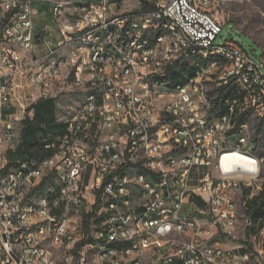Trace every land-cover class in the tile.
<instances>
[{
  "label": "built area",
  "instance_id": "1",
  "mask_svg": "<svg viewBox=\"0 0 264 264\" xmlns=\"http://www.w3.org/2000/svg\"><path fill=\"white\" fill-rule=\"evenodd\" d=\"M224 1L110 13L85 0L69 15L74 0H0L2 264H264V232L231 244L238 191H264L262 159L242 134L227 144L243 113L264 119V57L223 36L209 6ZM40 4L52 24L37 20ZM188 67L197 73L176 83ZM209 85L224 90L223 111L209 113ZM68 93L82 102L65 129L11 160L20 112ZM235 152L244 159L224 166Z\"/></svg>",
  "mask_w": 264,
  "mask_h": 264
},
{
  "label": "rangeland",
  "instance_id": "2",
  "mask_svg": "<svg viewBox=\"0 0 264 264\" xmlns=\"http://www.w3.org/2000/svg\"><path fill=\"white\" fill-rule=\"evenodd\" d=\"M157 3H166L169 0H154ZM137 0H116L115 4H122L124 7H136ZM134 5V6H133ZM211 12L224 24L223 36L229 38L239 39L245 46L251 47L255 50L257 55L264 57V0H225L220 6H209ZM49 10L47 6L39 5L37 10ZM202 65H206V61H200ZM198 69L185 68L183 71L178 72L173 79L176 83H181L184 76L195 75ZM220 90L212 85H209L208 98L210 101L209 113L213 114L218 110V107L213 103V99L217 98ZM47 107L56 106L58 108V119L62 126L54 129L53 122L46 121L41 123V130L38 134V142L43 146L42 140L54 139L66 127V121L73 117L77 108L82 102V96L75 94H64L57 99L51 98L42 101ZM45 114L49 113L44 110ZM23 120L29 116L28 109L25 112H20ZM22 129V122H21ZM61 129V130H60ZM237 134H242L247 138L246 149L250 150L255 156L262 159L261 177L264 181V119L257 117L254 113L249 112L247 117L242 123V126L236 131L235 135L227 138V144L235 146L237 143ZM52 136V137H51ZM19 149V148H18ZM243 149V148H242ZM18 150L10 152V159H23L20 157ZM207 171V168H194L192 171V184H196L200 176ZM91 168L87 169L84 173L83 182L87 183L90 178ZM249 191L242 188L238 191L237 201L239 205V229L237 230V239L232 244H241L244 242H251L254 236L261 239L262 232H264V220L261 218H253L252 226L247 225V221L251 219L259 207V201L264 197V191L256 197L253 201L249 197ZM198 206H202L200 198L194 199ZM246 202V205L244 204ZM263 218V217H262ZM262 220V221H261ZM0 264L1 261H0Z\"/></svg>",
  "mask_w": 264,
  "mask_h": 264
},
{
  "label": "trees",
  "instance_id": "3",
  "mask_svg": "<svg viewBox=\"0 0 264 264\" xmlns=\"http://www.w3.org/2000/svg\"><path fill=\"white\" fill-rule=\"evenodd\" d=\"M157 8V3L150 1V0H141V9L140 11L147 12V11H152ZM225 94L224 90H221L219 96L215 99H213V103L215 104L218 109H221L223 111V107L220 106V103L222 100L225 99ZM55 107H47L42 101L39 102L38 104L35 105L34 107V116L30 117L27 116L23 121H22V129H21V143L18 149L19 156L22 157L23 159L33 156L39 152H42L44 150V147L40 145L38 142V134L39 131L41 130V123H44L46 121L53 122L54 123V129H57L59 126H62L64 124H61L60 122L56 121L55 118ZM44 110H47L49 113L45 114ZM250 111H247L243 113L238 120V128L239 125L243 123L245 118L247 117V114ZM237 128V129H238ZM61 130V129H60ZM253 201L256 199L253 198ZM259 207L255 213L251 216V220L253 218L257 217L258 219L261 218L264 220V197L258 202ZM263 217V218H262ZM261 220V221H262ZM253 222V221H252ZM90 223V217L85 218V228L88 230Z\"/></svg>",
  "mask_w": 264,
  "mask_h": 264
},
{
  "label": "crops",
  "instance_id": "4",
  "mask_svg": "<svg viewBox=\"0 0 264 264\" xmlns=\"http://www.w3.org/2000/svg\"><path fill=\"white\" fill-rule=\"evenodd\" d=\"M150 1L156 2L154 0H150ZM84 2H85V0H74V2L72 4L68 5L67 13L69 15L73 14V13L81 14L82 11L80 10V7L84 5ZM107 2L109 3V12L110 13H122V12H126V11H140V9H141V0H137L136 7H132V8L124 7V9H122V4H115L116 0H107ZM160 4H162V3H157V6L160 5ZM40 5L41 6H47V5H43V4H40ZM48 9H49V7H48ZM37 11H38L37 20L40 23H42V24H46V23L52 24L53 23L52 19H51L50 9L49 10L45 9L43 11L37 10ZM34 112H35L34 110L29 112V116L33 117L34 116ZM57 113H58V108H57V103H56L55 118H56L57 122H60V120L58 119V114ZM232 245H234V244H232Z\"/></svg>",
  "mask_w": 264,
  "mask_h": 264
},
{
  "label": "bare ground",
  "instance_id": "5",
  "mask_svg": "<svg viewBox=\"0 0 264 264\" xmlns=\"http://www.w3.org/2000/svg\"><path fill=\"white\" fill-rule=\"evenodd\" d=\"M241 159H244L242 154L235 152L234 154L225 155V157L222 160V163L225 166V165L229 164V162L232 160L240 162ZM245 164H247V163H245Z\"/></svg>",
  "mask_w": 264,
  "mask_h": 264
},
{
  "label": "water",
  "instance_id": "6",
  "mask_svg": "<svg viewBox=\"0 0 264 264\" xmlns=\"http://www.w3.org/2000/svg\"><path fill=\"white\" fill-rule=\"evenodd\" d=\"M236 167H241V165L237 164Z\"/></svg>",
  "mask_w": 264,
  "mask_h": 264
}]
</instances>
